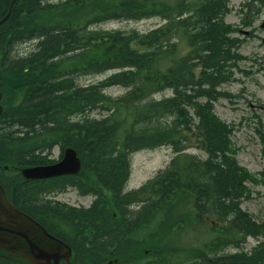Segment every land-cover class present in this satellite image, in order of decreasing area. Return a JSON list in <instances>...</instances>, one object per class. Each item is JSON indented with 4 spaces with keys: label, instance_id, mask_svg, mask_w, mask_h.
Segmentation results:
<instances>
[{
    "label": "trees",
    "instance_id": "1",
    "mask_svg": "<svg viewBox=\"0 0 264 264\" xmlns=\"http://www.w3.org/2000/svg\"><path fill=\"white\" fill-rule=\"evenodd\" d=\"M10 1L0 0V12L7 11ZM32 1L17 0L11 15H21L19 21L30 20L36 29L62 31L57 35L61 39L57 48H51L43 41L37 56L42 60L55 58V74L97 76L120 71L123 55H130L126 69L133 73L127 82H119L125 72L121 70L99 82L80 87V91L87 92L86 97L72 90L68 95L59 93L56 96L62 99L64 106H71L73 116L79 117L73 120L72 132L82 133L85 123L81 113L84 111L113 112L99 121L87 119V131L95 137L92 131L96 125H115L114 138L119 144V154L126 158L122 169L126 179L130 173V155L147 150V141L154 142L151 144L153 149L170 147L175 156L163 171L140 189L122 193V189L105 190L94 179L76 182L75 179L85 174V153L75 148L81 161V170L76 176L22 183L12 189L14 203L23 202V211L48 232L68 245L72 244L71 264H87L85 255L90 254L100 257L101 264L114 258L117 264H264V243L249 253L241 251L246 238L264 236V222L257 223L240 208L252 194L246 183L258 184L260 180L238 165L235 159L237 148L230 140L232 127L215 115L213 107V103L225 95L217 92V87L229 80L230 67L240 59L233 52L240 41L230 37L235 30L223 21L228 12L226 0H216L219 15H215L217 8L209 10L211 0H67L47 5V8L39 6L38 13L24 14ZM101 2L105 5L99 9ZM127 13H131L134 20L160 17L166 23L146 34L136 31L92 33L94 25L121 19ZM206 19L218 27L219 34L207 33L204 26ZM20 37L13 35L11 40L16 43ZM121 39L127 43L124 50L118 48ZM172 40L185 42L189 52L176 58L177 44ZM82 41H92L87 53L81 51ZM0 65L4 69L5 66ZM206 69L210 75L204 78V83L192 86L190 80L200 81ZM24 74L27 77L25 83L34 78L30 71ZM14 76L9 71L2 72L4 88H10ZM18 77L22 78L23 74ZM55 77H52V83L56 82ZM178 83L191 85L189 89H193L179 98L161 97L163 101L142 104L164 90H171ZM115 86L127 89L126 95L117 99L106 97L104 90ZM81 102L86 103L87 110L79 107ZM20 110L25 114L21 112L17 116L24 121L18 120L17 123L38 121L32 119L33 113L29 114L24 104ZM9 115L14 118V115ZM5 118L1 115L0 123ZM13 124L15 122H10L8 126ZM147 133L151 137L147 138ZM36 137H29L27 144L34 146ZM43 137L50 138V131ZM260 138L264 145V136ZM95 144L98 146L97 142ZM100 147L104 149L102 145ZM188 149H196L205 158L185 153ZM23 164L26 165V162ZM91 172L97 173L95 169ZM166 179L171 181L170 185L165 184L163 180ZM261 183L264 185V182ZM67 188L77 189L82 196L93 194L95 200L85 209L44 199L47 194L62 193ZM138 196L146 198L140 202L143 205L133 212L135 229L129 233L128 242L124 246L108 244L109 247L99 252L100 247L94 245L98 233H89L86 223L79 227V222L87 220L89 229L94 228L91 220L96 217L100 221L109 218L117 224L122 223L126 210L118 200L129 201ZM27 199H33L38 209L28 208L24 202ZM72 231L79 238L71 237L74 234ZM226 249L240 251L222 253ZM0 264L14 263L0 258Z\"/></svg>",
    "mask_w": 264,
    "mask_h": 264
},
{
    "label": "bare ground",
    "instance_id": "2",
    "mask_svg": "<svg viewBox=\"0 0 264 264\" xmlns=\"http://www.w3.org/2000/svg\"><path fill=\"white\" fill-rule=\"evenodd\" d=\"M53 0H34L28 5L31 7L24 11V14L30 15L32 13H38L39 6L46 7L47 5H52ZM105 5V2H101L99 9ZM209 10L212 11L214 8H217L216 14H220V9L218 7V3L216 0H211L209 3ZM13 9V8H12ZM9 12V15L7 16ZM12 12V10H11ZM44 13V12H42ZM205 14L208 15L206 11ZM218 14V15H219ZM21 15L13 16L7 8V11L3 10L0 12V55L2 58L0 59V64H3L6 69L15 74L13 77V81L11 82L12 88L15 92L22 94L24 97H27L24 107L28 108V113H33L32 119H36L38 121L31 122H20L16 121H24V118L14 115V118L8 117L7 123L11 124L15 122L13 125H6L4 123H0V153L4 152L5 156H12L18 158L20 154H29L31 150H35V148L31 149V144H27L29 137L31 139L32 136H37L36 138V149H42L43 146H56L58 151L62 154L66 153V151L70 150L74 153H77L76 149L82 150L85 153V171L84 176L81 178L75 179L76 182H89V179H94L98 182V185L105 190H116L120 191L122 189V193L124 192V188L126 186V182L129 181V177L126 179V176L122 173V169L125 164V156L119 154L120 149L118 147V142L114 138L115 133V125L109 124L110 126L100 123L95 126V130L92 131L94 133L91 137L88 134V125L87 119L89 120H102L107 115H111L113 112H103L92 111L82 112V118H84V126L82 128L81 134L73 133L71 128L73 126V120H76L72 115L71 106L67 108V105L64 106L62 99L57 98L59 93L63 95H68L70 91H75L77 95L87 96V92L81 90L80 87H85V85H81V79L90 78L93 76H85L82 73L77 74H55V58H47L45 60L38 59V53L41 48V44L43 41L47 42L49 47L57 48L59 43L61 42L60 38H57L58 34H61L60 30H53L52 32L36 29L34 28V24L30 20L19 21ZM135 17L131 13H127L121 19H117L116 22H129L133 21ZM111 21H107L109 23ZM204 26L207 29V33L210 35L219 34L218 27L212 25L210 19H206L204 22ZM19 28V30H18ZM93 32L110 30L104 28H92ZM14 31V33H12ZM22 36L15 41L11 40V37ZM49 37V38H48ZM120 44H118L119 50H124L127 47V43L124 40H119ZM92 46V41H82L80 48L83 53H87ZM74 56L73 53L70 54ZM77 55V53H76ZM129 54L123 55V64L121 66L122 69L120 71L123 72L122 79H119L120 83L127 82L131 76L133 71H127V63L130 60ZM28 64H32L29 68H26ZM17 66V67H15ZM31 72L34 78L31 79V82L25 83L27 77H25V72ZM117 71V72H120ZM23 74L22 78H19L18 75ZM210 75V71L206 69L201 74V80L196 81V79H191L190 84L192 86L198 87L199 84L204 83V78H207ZM56 79L55 83L51 82L52 77ZM67 84V86L63 85ZM191 85L186 84H176L174 88L171 90H164L159 95H162L164 98H179L183 96L185 92L191 91L189 89ZM30 87V89H29ZM114 88H122L120 86L112 87ZM28 89V90H27ZM76 95V94H75ZM106 97H110L112 99H117L124 97L126 92L120 96H112L109 94H104ZM67 97V96H66ZM164 98L156 99L151 97L142 102L144 105H151L158 100L163 101ZM86 103L83 104L81 102L79 107L83 109L86 108ZM8 114H11V110H8ZM25 114V112H24ZM79 115V114H78ZM80 116V115H79ZM169 122V121H168ZM166 125V124H165ZM8 126V127H7ZM168 127H166L167 129ZM71 130V131H70ZM50 131L51 137L44 138L43 135L48 134ZM87 131V132H86ZM151 137L149 133H147V138ZM98 143V146L95 144ZM94 144L96 145V149L94 150ZM147 150L148 152L154 151L151 144L147 141ZM103 146L104 149L100 147ZM108 152H107V151ZM34 157L28 155V159L32 160ZM36 162V159L34 160ZM96 170L97 173H92V170ZM216 173L215 175H217ZM89 178V179H88ZM166 185H170V180H163ZM82 186L86 188V184L83 183ZM144 197H133L129 201L124 199H119L118 201L123 205L126 211H124L123 221L122 223H115L112 219H107V221H100L98 217L94 218L92 224L94 228H87L88 222L85 219L79 222V227L85 225L88 232L98 233L97 238H95L94 245L96 247H100V251L105 249V247H109L108 244L113 245H125L129 239V233L135 229V224L133 220V212L131 210H137L139 207L143 205L140 203ZM25 205L31 210H37L38 204L34 202L32 199H27L24 201ZM61 219V218H59ZM91 226V225H89ZM71 233H74L73 231ZM78 237L77 233L71 235V237ZM79 238V237H78ZM71 242H74L71 240ZM72 246V244H71ZM120 247V246H119ZM95 248V247H94ZM88 258L87 264H101L102 259L94 254L85 255ZM235 264H238L236 262Z\"/></svg>",
    "mask_w": 264,
    "mask_h": 264
},
{
    "label": "rangeland",
    "instance_id": "3",
    "mask_svg": "<svg viewBox=\"0 0 264 264\" xmlns=\"http://www.w3.org/2000/svg\"><path fill=\"white\" fill-rule=\"evenodd\" d=\"M228 1L230 13L226 16L225 21L238 29V33L234 36L243 40L238 53L244 60L238 63L233 80L221 86L220 90L228 93L231 98H220L215 104V113L222 121L233 127L232 142L238 148L236 155L238 164L254 174L257 179L264 181V154L258 134V132L264 133V44L262 43L264 29L261 28L262 22H264V6L253 5L259 10V14L253 21L247 18L248 10L246 8L243 9V13L239 12L242 4L247 0ZM251 13L254 15L255 9ZM242 23L250 24V26H245ZM161 24H163L161 19L153 18L138 22L113 21L97 27L124 31L137 30L145 33ZM185 51H187L186 48L182 54ZM107 75L84 77L80 84L98 82ZM124 93L125 90L121 88L106 91V94L115 97ZM188 152L204 157L196 149H189ZM57 155L58 150L53 149L51 159H56ZM172 157L171 149L168 147L132 155L126 191L135 190L144 185L157 171L166 167ZM247 187L252 192L251 199L244 201L241 208L255 220L264 221V185L250 183ZM52 199L73 207L86 208L92 202L91 197H81L72 190L65 194L54 195ZM255 245V240L248 239L243 248L246 251Z\"/></svg>",
    "mask_w": 264,
    "mask_h": 264
},
{
    "label": "water",
    "instance_id": "4",
    "mask_svg": "<svg viewBox=\"0 0 264 264\" xmlns=\"http://www.w3.org/2000/svg\"><path fill=\"white\" fill-rule=\"evenodd\" d=\"M79 169L80 162L76 153L68 150L64 153L60 163L23 170L22 175L28 180H39L62 175H75ZM0 250L18 255L30 264H58L60 261L69 264L71 257V249L66 244L50 236L27 216L17 212L8 203L1 188Z\"/></svg>",
    "mask_w": 264,
    "mask_h": 264
},
{
    "label": "flooded vegetation",
    "instance_id": "5",
    "mask_svg": "<svg viewBox=\"0 0 264 264\" xmlns=\"http://www.w3.org/2000/svg\"><path fill=\"white\" fill-rule=\"evenodd\" d=\"M25 102V98H23L21 100V103L24 104ZM21 112H24V111H21ZM40 150H37L35 149L36 151V157L34 158V160L36 159L37 163H51V159L48 157H45V158H41V155H40ZM48 150V148H46L44 151L46 152ZM3 157L0 156V182H3L2 180L7 176V177H13L16 179V175H14V172L16 171L14 165L12 164H9L8 166H6L5 164H3ZM12 175V176H10ZM14 181V179L12 180Z\"/></svg>",
    "mask_w": 264,
    "mask_h": 264
}]
</instances>
